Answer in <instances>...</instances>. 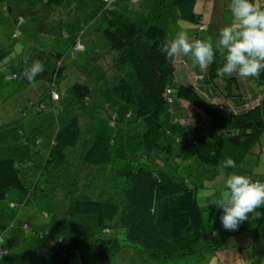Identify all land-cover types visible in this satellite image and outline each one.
I'll return each instance as SVG.
<instances>
[{
	"label": "trees",
	"instance_id": "trees-1",
	"mask_svg": "<svg viewBox=\"0 0 264 264\" xmlns=\"http://www.w3.org/2000/svg\"><path fill=\"white\" fill-rule=\"evenodd\" d=\"M65 1L5 0L0 1V13H12L11 38L16 40L24 14H37L44 8L52 10ZM117 1L122 0H100L96 6V31L107 41L111 54L108 70L112 74L106 80L100 78L94 86L76 82L61 93L63 55L46 53L42 45L25 61L9 67L10 76L22 84L45 81L46 85H41L34 100H29V110L0 124V200L12 189L28 195L30 187L25 175L35 166L57 172L58 178L61 173H70L62 184L70 220L56 218L37 233L35 242L41 264H72V258L79 256L81 238L86 237L91 238L87 245L96 249L98 264L124 252L130 258L148 255L152 261L161 262L187 258L204 249L219 250L226 236L205 229L204 209L197 196L203 183L177 181L162 167L160 157L168 159L174 155L170 145H160L161 130L165 128L177 136L179 154L175 159L192 149L203 177L214 170L222 176L235 171L253 153L264 133V72L250 77L258 92L250 105L235 76L217 78L216 69L224 64L217 52L202 77V85H198L201 78L197 76L191 85L177 81V66L189 60L182 57L186 62L181 58L170 62L158 50L170 39L165 26L147 17L142 8H135L129 16L117 11ZM256 1L264 7V0ZM127 2L137 4L140 0ZM167 2V19L174 17L170 10L175 8L181 20L199 24L200 31L207 28L201 25V15L194 11L196 0ZM162 16L158 13L155 19ZM80 40L79 35L72 43V51L84 50ZM77 45L81 48L76 49ZM19 53H24L23 47ZM9 54L10 51L0 49V66ZM37 60L44 71L30 82L22 73ZM177 72L186 79L183 72ZM226 101L231 102L228 107L224 106ZM181 104L195 110L194 123L173 117ZM107 108L112 111L110 123L116 131L83 143L76 156L77 161L81 160L80 168H87V173L80 178L76 169L68 165L73 154L67 150L74 148L80 138L81 117L97 116ZM27 111H32L41 123L31 136L25 134L21 117ZM138 120L145 128L137 136L132 124ZM178 121L179 130L174 128ZM44 133L47 137L41 143L39 138ZM229 157L236 162L234 169L222 167ZM0 251V264H28L25 253L9 252L1 239Z\"/></svg>",
	"mask_w": 264,
	"mask_h": 264
},
{
	"label": "rangeland",
	"instance_id": "rangeland-1",
	"mask_svg": "<svg viewBox=\"0 0 264 264\" xmlns=\"http://www.w3.org/2000/svg\"><path fill=\"white\" fill-rule=\"evenodd\" d=\"M0 1L4 2L5 0ZM127 1L122 0L114 3L117 6L116 10H121L129 16L135 8H142V13L145 12L147 17L155 22L157 20L158 24L165 26L170 39L174 38L177 33L183 32L190 39L199 38L212 42L214 48L218 39V30L232 22V13L229 9L230 0H196L194 11L201 15V25L207 26V28H202L201 31L198 29L199 24L181 20L177 16L175 8L170 10L174 17L167 19L164 15L168 10V0H140V3L137 4H129ZM255 3L258 4V1ZM99 5L100 0H66L61 6L52 10L44 8L37 14H24V22L18 27L19 37L16 40L11 38V34L14 31L12 13L1 11L0 49L10 51V54L0 66V124L20 117L23 110H29V100H34V94L38 88L41 85H46L45 81L31 85L22 84L19 80L10 76L9 67L17 65L20 61H25L38 46L42 45L46 53L55 51L63 55L62 64L64 71L60 81L61 93L73 83L80 82L94 86L100 78L106 80L107 76L108 78L111 76L112 71L108 70L111 62L108 44L100 32L96 31L98 28V24L95 23L96 6ZM158 13L163 14V16L155 19ZM79 35L81 37L80 43L83 45L84 50L75 52L72 51L71 46ZM22 47L24 53H19ZM216 52L219 54L220 59L225 62V52L219 48H216ZM188 60V62L185 61L186 64L183 63L182 66H177V70L180 73L183 72L186 79L179 76L176 70V80L191 85L195 83L192 78V74H195L198 78H201L199 80L201 82L203 75L208 69L201 71L198 65L193 66L190 57H188ZM233 76L237 78L246 102L249 105L252 104L253 98L258 94L256 84L250 78L241 79L236 74H233ZM198 85H202V82ZM230 103V101H226L224 106L228 107ZM181 107L179 110L183 113L179 111L174 116L170 114L168 116H173L177 120L182 118L185 122L194 123L195 118L193 115L195 110L186 104H181ZM131 113L134 115V109L131 110ZM112 115V111L107 108L100 111L97 116L91 118L81 117L80 138L74 148L67 150L68 154H73L69 157L68 165H70L69 167L72 166V169H76V174L80 175V178L87 173V168H80L82 163L80 159L77 161L76 153L81 152L83 143L86 140H91L95 136H111L115 133L116 127L110 123ZM21 117L25 134L27 136L34 135V132L41 124L37 116L32 111H27ZM132 125L135 127L133 133L137 134V136L144 131L145 127L142 120H138ZM174 128L177 130L181 129L179 121L175 123ZM46 137L45 133L42 134V137L39 138L41 143L45 142ZM259 143L261 145L260 151L256 154H248L240 166L227 175L236 173L246 175L252 180L264 182V134L260 137ZM160 145H170L173 155L179 154L176 134L165 128L161 130ZM174 156L168 159L165 156H161L162 167L177 181H188L189 185L198 182L199 185H201L200 182L203 183V187L198 189L197 196L200 206L204 209L205 229L211 231V224L214 221L220 222V216L223 211L222 209L218 210L213 202L218 201L223 191L226 190L225 174L220 177L215 174L216 170H214L207 175L204 174L205 176L203 177L202 169L197 168L192 149L181 158L176 157L175 159ZM57 174V172L52 170L47 171L35 166L28 175H25V183L30 187L28 195L12 189L6 193L4 199L0 200L1 244L9 252L25 253L28 264H41L40 260H38L35 242L36 235L41 228L47 226L56 218L66 221L70 220L67 194L62 187L63 181L67 179V175L69 176L70 173H67V171L64 175L61 173L62 176L59 178ZM204 194H210V197L205 198L203 197ZM257 211L262 213V215L254 217L249 214V218L251 220L255 219L257 222L250 226V238H247L245 242L250 244V246L256 243L260 246L257 260L264 262V207L257 209ZM246 221L248 222V220ZM244 224H246L244 221L239 223L237 229L229 230V232L222 227L224 229L220 233L226 236L225 241L232 240L236 234L235 231H240L242 226H245ZM259 225L260 230L256 234L255 226ZM115 230L122 231L119 228ZM252 233H255V236ZM122 237V233L119 234V238L121 239ZM89 242H91L90 237L81 238L79 256L75 255L72 258V264H98L95 262L97 259L96 249L87 245ZM196 255L175 261L162 260L161 262H155L148 255H137L130 258V254L124 252L119 253L115 259L103 264H207V261L200 260L203 252Z\"/></svg>",
	"mask_w": 264,
	"mask_h": 264
},
{
	"label": "clouds",
	"instance_id": "clouds-1",
	"mask_svg": "<svg viewBox=\"0 0 264 264\" xmlns=\"http://www.w3.org/2000/svg\"><path fill=\"white\" fill-rule=\"evenodd\" d=\"M229 9L232 22L218 30L215 48L212 42L190 39L180 32L174 38L166 39L158 50L170 62L190 57L193 66L198 65L201 71H205L214 63L216 48H219L225 52V62L216 69L217 78L233 74L241 79L259 77L264 72V7L254 0H230ZM43 71V64L37 60L22 73V77L31 82ZM222 167L234 169L236 162L226 158ZM225 186L221 198L213 202L223 210L220 216L222 227L234 230L249 218V214L254 217L262 215L257 209L264 207V182L232 173L226 177Z\"/></svg>",
	"mask_w": 264,
	"mask_h": 264
},
{
	"label": "crops",
	"instance_id": "crops-1",
	"mask_svg": "<svg viewBox=\"0 0 264 264\" xmlns=\"http://www.w3.org/2000/svg\"><path fill=\"white\" fill-rule=\"evenodd\" d=\"M181 59H182V57H181ZM182 60L185 61L184 59H182ZM195 76H196L195 74H192V78H195ZM262 135H261V137H262ZM260 146L261 145L259 143L255 147L252 154L258 153L260 151ZM220 174L221 173H219V175ZM221 176L222 175H220V177ZM225 180H226V178H225ZM208 197H210V196H208ZM203 220H204V224H205L204 214H203ZM247 220H248V222L246 220L244 221L246 224H244L245 226H242L240 231H238V232L235 231L236 234L233 237V239L229 240V241L228 240L224 241L222 247L219 250L214 251V252H212L208 249L202 250L201 252H203V255L200 257V260L207 261V264H235V263L236 264H245V263L246 264H263L264 262L262 260H259V261L257 260L258 259L257 256L260 253V246H258L257 243L250 246V244L245 242V240H247V238H250V235H249V232L251 231L250 226L254 225L257 222L255 219L251 220L250 218H248ZM222 229H224V228H222L221 221L220 222L214 221L213 224H211V231L215 230L218 233H220V231ZM259 230H260V225L255 226L256 234L258 233ZM227 232H229V230H227ZM252 234H254V236H255V233H252ZM254 250L256 251L255 253H254ZM198 254H200V252ZM194 255H196V254H194ZM253 257H254V259L251 260Z\"/></svg>",
	"mask_w": 264,
	"mask_h": 264
},
{
	"label": "built area",
	"instance_id": "built-area-1",
	"mask_svg": "<svg viewBox=\"0 0 264 264\" xmlns=\"http://www.w3.org/2000/svg\"><path fill=\"white\" fill-rule=\"evenodd\" d=\"M76 49H80L81 47H80V45H77L76 47H75ZM2 253V251H0V254Z\"/></svg>",
	"mask_w": 264,
	"mask_h": 264
}]
</instances>
